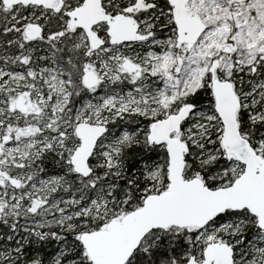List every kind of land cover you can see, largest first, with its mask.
<instances>
[{
	"label": "snow or ice",
	"instance_id": "1",
	"mask_svg": "<svg viewBox=\"0 0 264 264\" xmlns=\"http://www.w3.org/2000/svg\"><path fill=\"white\" fill-rule=\"evenodd\" d=\"M0 264H264V0H0Z\"/></svg>",
	"mask_w": 264,
	"mask_h": 264
}]
</instances>
